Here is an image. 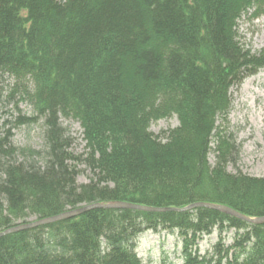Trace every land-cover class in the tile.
Masks as SVG:
<instances>
[{
    "label": "trees",
    "instance_id": "trees-1",
    "mask_svg": "<svg viewBox=\"0 0 264 264\" xmlns=\"http://www.w3.org/2000/svg\"><path fill=\"white\" fill-rule=\"evenodd\" d=\"M251 12L263 15L264 0H0V114H18L0 123V233L109 202L264 216V178L241 171V145L217 125L230 91L264 69V48L238 35ZM174 116L165 141L150 131ZM39 119L41 147L18 146L14 131ZM72 120L83 155L72 152ZM147 232L177 233L183 264H264V225L207 208L90 210L1 237L0 264H144Z\"/></svg>",
    "mask_w": 264,
    "mask_h": 264
},
{
    "label": "rangeland",
    "instance_id": "rangeland-1",
    "mask_svg": "<svg viewBox=\"0 0 264 264\" xmlns=\"http://www.w3.org/2000/svg\"><path fill=\"white\" fill-rule=\"evenodd\" d=\"M240 42L246 49L253 53L264 48V14L254 17V14L244 16L238 24ZM10 84L14 80L9 78ZM231 106L228 114L220 117L217 125L225 131L233 134L237 143L241 145L240 169L243 173L257 178H264V69L257 75L246 79L241 85L230 91ZM12 106L0 114V123L6 120H15L18 114L12 110ZM22 115L32 116L34 108L26 101H21L19 106ZM12 111V112H9ZM9 112L10 114H7ZM32 127H21L14 131L15 143L18 146L39 149L42 138V120L37 121ZM65 126L70 128L75 144L72 152L75 155H83L86 152V142L83 139V130L76 121H69ZM179 126L177 117L153 122L150 131L165 141L167 132ZM209 162L213 165L215 157L210 155ZM85 165H79L80 175L78 182L87 184L91 180V173L85 170ZM233 172V169L231 168ZM225 245L233 243V234L226 233ZM218 239L217 232L211 236H203L199 241V254L210 250ZM182 244L177 233H153L147 232L139 238L137 253L144 264H183L181 258Z\"/></svg>",
    "mask_w": 264,
    "mask_h": 264
},
{
    "label": "water",
    "instance_id": "water-1",
    "mask_svg": "<svg viewBox=\"0 0 264 264\" xmlns=\"http://www.w3.org/2000/svg\"><path fill=\"white\" fill-rule=\"evenodd\" d=\"M197 208H207L210 210L214 211H219L221 213L227 214L229 216L235 217L237 219H240L244 222L254 224V225H263L264 224V217L262 218H249L237 211H235L232 208L223 206V205H217V204H207V203H197L190 205L186 208L183 209H175V208H153V207H147V206H140V205H135V204H130V203H124V202H109V203H97V204H92L89 206H85L82 208H78L69 212H66L64 214L51 217V218H46L43 220L23 224L16 226L14 228L8 229L2 233H0V238L3 236H6L8 234L16 233L19 231H24V230H29V229H34L40 226L52 224L58 221H63L71 218H75L77 216H80L90 210L94 209H130V210H137V211H143V212H156V213H161V212H171V211H177V212H186L190 211L193 209Z\"/></svg>",
    "mask_w": 264,
    "mask_h": 264
},
{
    "label": "bare ground",
    "instance_id": "bare-ground-1",
    "mask_svg": "<svg viewBox=\"0 0 264 264\" xmlns=\"http://www.w3.org/2000/svg\"><path fill=\"white\" fill-rule=\"evenodd\" d=\"M95 210V209H94ZM172 212V211H171ZM177 212V211H176ZM163 213V212H162ZM262 217H264V216H262ZM262 217H259V218H262ZM264 225V224H263ZM205 254H202V256H204Z\"/></svg>",
    "mask_w": 264,
    "mask_h": 264
}]
</instances>
